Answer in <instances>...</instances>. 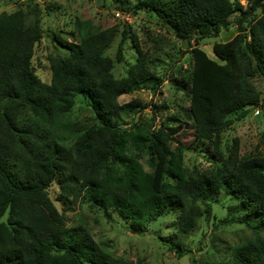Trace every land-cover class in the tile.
<instances>
[{"label":"trees","instance_id":"trees-1","mask_svg":"<svg viewBox=\"0 0 264 264\" xmlns=\"http://www.w3.org/2000/svg\"><path fill=\"white\" fill-rule=\"evenodd\" d=\"M107 1L135 16H155L189 47L191 69L178 70L173 83L188 98L190 123L175 115L159 127L154 116L139 123L136 116L149 106L119 103L120 97L140 91L155 95L171 68L167 64L161 71L165 62L142 53L134 36L135 60L125 76L116 78L124 33L114 60L106 55L119 34L113 27L78 22L72 41L54 33L61 53L47 58L51 79L44 84L32 65L44 34L39 5L30 2L1 13L0 264H145L115 258L85 227L68 226L50 196L54 186L63 204L80 200L103 210L108 220L117 214L129 233L150 231L179 258L190 250L176 243L174 234L184 239L201 221L216 219L214 210L226 209L220 227L243 226L252 237L223 261L264 264V154L239 157L235 149L225 156L221 149L224 131L250 110H264L254 83L257 78L264 82V0ZM231 28L236 30L231 40L213 44L215 59L199 47ZM78 97L89 102L97 124L75 131L67 142L58 131ZM190 131L211 150L215 167L185 168L186 149L177 139ZM261 138L264 149V134ZM171 143L176 144L172 149ZM172 215L175 233L168 238L160 235L165 227L150 230Z\"/></svg>","mask_w":264,"mask_h":264},{"label":"rangeland","instance_id":"rangeland-1","mask_svg":"<svg viewBox=\"0 0 264 264\" xmlns=\"http://www.w3.org/2000/svg\"><path fill=\"white\" fill-rule=\"evenodd\" d=\"M39 5L43 12L42 27L43 37L35 46L32 65L36 77L44 84H49L51 72L47 58L60 52L58 45L53 40V34H58L65 41H72V34H75L76 23H87L100 29L115 28L119 32L111 48L106 55L113 60L116 59L118 46L121 44L123 63L116 65L114 75L116 78L125 76L127 67L132 64L134 58V47L131 36L135 37L140 51L150 58H158L165 62L160 68L166 69L165 82L160 89L152 95L148 91H140L128 96L119 98L120 104L132 101H140L149 108L140 112L136 118L138 122L151 120L154 116L156 127H159L167 117L173 115L187 121L188 98L174 86L175 78H178L177 71L182 74L191 69L190 55L187 54L189 47L178 42L172 32L158 21L155 16L144 12L133 15L129 11H121L107 0H12L10 3L0 1V14L3 12L12 13L20 8L27 7L28 3ZM128 31V32H127ZM236 34L235 28L223 32L217 39L204 40L200 48L212 59L215 56L212 52L213 44L231 40ZM61 53V52H60ZM156 63L160 65L162 63ZM257 89L264 98V82L257 78L254 81ZM167 106V109L160 110L155 107ZM262 111V113L260 112ZM159 112V113H158ZM190 123V121H187ZM62 123L65 127L58 131L59 136L68 138L74 132L84 127L97 124L92 113L89 102L83 97L76 99L74 108L70 115H67ZM171 125V123H168ZM174 126V125H173ZM264 134V110L259 108L249 111V115L242 121L236 122L231 129L221 134V149L225 156H228L235 149L239 157L245 155L261 156L264 154L261 135ZM177 141L186 149L184 152L185 168L197 172L215 167L216 163L206 150V145L201 144L190 131ZM236 143V144H235ZM172 148L175 143L169 145ZM142 164L148 171L150 167L147 158ZM50 196L58 210L63 214L66 224L70 227H85L99 245L106 248L115 258H121L128 262L136 263L137 260L145 264H231L228 259L232 249L251 238V233L243 226L232 225L224 227L219 225V220L226 216V209L214 210L216 219L209 223L201 221L197 228L186 238L182 239L175 233L173 228L174 215L168 220H162L161 224L156 223L150 230L157 231L159 225L162 228L160 235L168 238L175 233L173 238L182 242V248L186 253L179 258L176 254L167 250L164 241L156 238L149 231L145 234L134 235L124 228V221L117 215L112 214L108 220L103 210L91 208L80 200L76 204H63L59 200V192L54 186L49 190ZM225 207H232L231 202H224ZM2 221H5L3 218ZM169 242V240L167 241Z\"/></svg>","mask_w":264,"mask_h":264}]
</instances>
